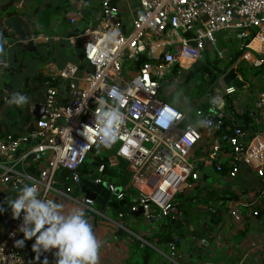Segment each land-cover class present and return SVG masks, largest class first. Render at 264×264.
I'll list each match as a JSON object with an SVG mask.
<instances>
[{
    "label": "built area",
    "instance_id": "obj_1",
    "mask_svg": "<svg viewBox=\"0 0 264 264\" xmlns=\"http://www.w3.org/2000/svg\"><path fill=\"white\" fill-rule=\"evenodd\" d=\"M126 1H102L99 15L78 35L83 46L79 63L69 62L63 67L55 62L45 64L43 75L49 85L41 117L23 134L7 132L0 136V184L12 192L14 199L25 184L35 182L42 196L44 186L50 185L55 192L101 214L94 199L73 196L83 178H88L95 184L106 182L111 199H122L125 190L137 191L131 194L128 212L119 213V218L142 208L144 218L157 216L168 221L181 218L176 196L194 190L202 178L203 166H214L223 173L226 165L225 173L234 178L243 165L261 178L260 186L247 194L239 190L230 204L229 200L224 203L225 198L217 204L227 207L233 220L243 226L242 209L257 217L264 208V91L249 113L257 125L252 132L227 111L211 104L206 113L196 111L195 116L203 118L206 128L203 132L198 127L200 121L187 120V111L166 98L172 92L170 87L184 82L188 71L207 51L215 52L223 65L234 59L230 48L216 51L215 33H224L231 43L238 41L237 50L243 51L230 70L237 72L242 62L254 68L264 67V0H138L130 32L123 28L119 4ZM16 5L21 7L23 1ZM77 19L71 17V23ZM110 33L116 35L109 38ZM247 39L250 40L244 43ZM144 50L146 60L136 68ZM102 53L106 55L101 58ZM90 54L97 58L96 62L89 58ZM230 70L210 84L203 99L209 100L214 90L220 88L228 107L240 90L224 82L223 77ZM112 90L120 94L123 106L109 98ZM98 98L111 107H120L124 115L119 131L122 138L110 148L99 145L94 135ZM173 112L178 117H173ZM157 120L166 121L168 127ZM86 125L92 132L88 139L84 135ZM204 134L207 140H203ZM121 147L128 148V156L120 153ZM197 147L200 154L195 152ZM103 153L109 156L95 167V178L92 173H81L80 168L88 158L96 160ZM122 162L130 172V179L127 185L118 188L107 177L112 168L120 170ZM55 192H47V198L53 199ZM22 222L21 216L4 228L0 264H32L22 248L15 246L23 233L18 231ZM174 237L169 242L173 260L178 255L177 235ZM220 238L216 234L218 243ZM139 239L141 246H145L146 240ZM55 251L45 253L51 256ZM236 264L247 263L244 259Z\"/></svg>",
    "mask_w": 264,
    "mask_h": 264
},
{
    "label": "crops",
    "instance_id": "obj_2",
    "mask_svg": "<svg viewBox=\"0 0 264 264\" xmlns=\"http://www.w3.org/2000/svg\"><path fill=\"white\" fill-rule=\"evenodd\" d=\"M22 1L23 5L17 7L16 4ZM101 1L103 0H0V45L3 46V51L0 52V136L7 132L23 134L37 119L36 110L43 105L49 85L43 75V68L47 62H55L63 67L66 63L81 61L83 46L78 35L99 15ZM119 4L123 28L126 32H130L139 2L127 0ZM15 16H20L22 23L33 31V46L30 49L19 46L20 39L9 22ZM73 16L78 18L75 23H71ZM27 42L26 40L25 43ZM233 43L235 44L230 47L232 52L233 49H237L238 41ZM257 91L255 95H251L252 101L246 96L236 99V103L233 98L230 101L234 105V110L229 114L233 118H238L242 124L249 121L247 129L251 132L256 130L257 125L249 113L252 112L258 95L263 92ZM16 92L28 97L26 104L16 106L8 103L12 94ZM243 99L245 102L241 103ZM179 102L181 101L173 99L171 103L178 105L181 104ZM195 152L200 154V148L197 147ZM108 156L109 154L106 158ZM101 157L102 159L105 157L104 153ZM212 167L214 168L211 165L203 166L202 178L196 183L197 190L204 187L203 198L208 185L216 196L220 195V198L228 199L230 204L235 201V194L239 190H244L246 194L255 192L262 182L252 169L242 165L236 177L231 178L226 173H218L215 177L218 180L208 184L209 170ZM111 171L120 172L116 167ZM124 171L125 173L117 174L116 180L113 181L126 180L127 185L130 172L126 166ZM94 173L96 174V170ZM90 183H92L90 180H86L82 185L77 186L73 196H85V189H88ZM191 191L186 195H195L196 192L192 194ZM134 193L137 191L134 190ZM2 197L6 203L4 207L6 211L5 218L0 221V238L4 228L16 220L13 219L12 210L7 204L14 199V196L9 189L0 184V198ZM53 199L63 204L65 212L73 208H85L57 192L53 195ZM109 202L103 211L98 204H95V208L101 212L98 214L97 226L94 229L101 244L98 264H205L206 262L236 264L244 259L247 264H264V208L257 217L250 216L247 210L242 209L245 222L241 226L240 222L233 220L227 207L221 208V212L215 217L208 213L209 207L206 204H200L199 210L194 207L193 214L181 217V226L175 231L178 255L173 260L170 258L169 243L165 240V233L168 231L166 220L157 216L148 220L136 213L119 218L114 208L109 206ZM90 222H93V218ZM216 234L221 236L219 243L216 241ZM23 235L22 233L20 239ZM139 238L146 240L145 246H141ZM34 242L35 237L26 240L22 251L32 264H37L36 253L32 249ZM46 256L48 254L44 252L39 258Z\"/></svg>",
    "mask_w": 264,
    "mask_h": 264
},
{
    "label": "clouds",
    "instance_id": "obj_3",
    "mask_svg": "<svg viewBox=\"0 0 264 264\" xmlns=\"http://www.w3.org/2000/svg\"><path fill=\"white\" fill-rule=\"evenodd\" d=\"M114 35L116 33H110L109 38ZM2 51L3 46L0 45V52ZM103 55L106 53H102L101 58ZM89 58L96 62L97 58L92 54L89 55ZM108 95L119 106H123L124 101L116 90L110 91ZM27 101L26 95L16 92L12 94L8 103L22 106ZM97 103L99 107L94 114V135L97 137L99 145L110 148L118 138H122L119 131L120 125L124 121V115L121 113L120 107L109 106L103 98H98ZM172 116L178 117V114L173 112ZM157 123L165 128L168 127V123L164 120H157ZM91 134V129H88L86 125L84 135L88 139ZM120 153L128 156V148L121 147ZM41 191L35 182L25 184L19 189V195L7 202L12 210L13 219H20L22 216L23 221L18 231L23 232L24 235L22 239L15 241V246L22 248L26 240L35 237L32 249L36 253L37 260L42 253L55 249L56 251L53 253L55 264H98L101 244L85 210L73 208L65 212L62 203L47 198V192H55V189L46 185L43 189V196ZM5 211L6 209L0 206V214ZM42 264H49L47 257L44 258Z\"/></svg>",
    "mask_w": 264,
    "mask_h": 264
},
{
    "label": "trees",
    "instance_id": "obj_4",
    "mask_svg": "<svg viewBox=\"0 0 264 264\" xmlns=\"http://www.w3.org/2000/svg\"><path fill=\"white\" fill-rule=\"evenodd\" d=\"M102 1L100 2L101 5ZM250 39H247L244 41V43L248 42ZM234 52V59L230 62V64L227 65H223L221 67H219V61L215 60V61H210L207 58L204 59L205 57L201 58L200 60H198L194 66L188 71L187 73V77L185 79L184 82H182L181 84H186L187 85L191 84V80L193 79H203L204 81L207 82V86L209 88L210 84L214 81H216L220 75L226 73L228 70H230L232 68V65L238 61V59L240 58V56L242 55L243 51L237 50L236 48L233 49ZM209 52L207 51L206 54H208ZM256 72L254 73V75H260L261 73H264V67L261 68H256ZM237 72L243 77V79L246 81V79L244 78V69H243V64L240 63L239 66L237 67ZM247 82V81H246ZM248 83V82H247ZM180 85V84H179ZM196 86V83H192L191 87ZM176 90H179V87H177ZM173 97H171L169 99V102L173 101ZM181 104L176 105L179 109L187 111V105H185L181 99V102H179ZM200 105L205 104L206 108L202 109V111L204 113L207 112V110L210 108V104L209 101L207 99H202L200 100ZM231 103V104H230ZM228 104L227 107V113H231L234 110V105L232 102H230ZM239 117V116H237ZM241 117V116H240ZM236 118V117H235ZM238 120V118H236ZM229 123L232 122V120H228ZM249 121H246L244 125L246 128L248 127ZM200 126V125H199ZM199 129L203 132L206 131V128L203 126H200ZM208 138L206 137V135L204 134L203 140H207ZM107 158L106 156L102 159V158H97L96 160H92V164H89L88 162H85L81 168L80 171L82 174L84 173H92L93 177L96 176L95 172V167L97 165H99L101 162L105 161L106 162ZM125 169V163H121L120 166V172L125 173L124 171ZM228 169V167L225 165V170L223 173L226 172V170ZM120 172H115L113 173V171H108V174L110 176V180L117 185L118 188H122L126 185L127 181L126 180H121L120 182H114L112 179L116 177V175H120ZM113 173V174H112ZM119 179V178H118ZM86 180H89L88 178H83V182H86ZM118 183V184H117ZM196 189H198V186L196 187ZM204 187L197 190L195 195L192 196H187L185 193H179L176 196V203H177V207L179 210V213L181 214V217L183 216H188L190 214H193V208L195 207L197 210H199V205L200 204H206L209 207V212L210 214H213V217L216 216L217 213L221 212V208H226V207H219L217 206L218 202L224 198H220V195H215V192L211 189H208L206 192L205 197L203 198L202 195V191H203ZM132 190H125V194L124 197L122 199H117L115 197H113L111 199V201L109 202V206H111L112 208H114L115 212L119 215V213L121 212H128L129 210V205L132 201L131 199V194H132ZM134 193V192H133ZM194 194V193H193ZM224 203L226 204L228 201V199H224ZM194 202H196V204H194ZM6 203L4 198H0V206L5 207ZM213 207V208H212ZM5 218V214H0V221H2ZM168 228V231H166L165 233V240L166 242H171L172 240L175 239L174 235H175V231L176 229H178L181 226V218L176 219V220H172L169 219L167 222H165Z\"/></svg>",
    "mask_w": 264,
    "mask_h": 264
},
{
    "label": "rangeland",
    "instance_id": "obj_5",
    "mask_svg": "<svg viewBox=\"0 0 264 264\" xmlns=\"http://www.w3.org/2000/svg\"><path fill=\"white\" fill-rule=\"evenodd\" d=\"M215 37L217 39V45L215 46L216 51L217 50H221L223 48H230L232 47L235 43H231L232 41L226 40L225 39V34L224 33H215ZM237 45V44H236ZM205 57L204 59H208L210 61H215L217 60L215 57V52H209L208 54H204ZM202 57V58H203ZM243 64V69H244V78L246 79V81L248 82L247 86H243L242 88H240V90H238V92L235 94V96H233L234 99H241L243 96H246L247 98L250 99V101H252L251 95L253 96V94L255 95L259 90V91H264V81L262 79V76L264 73H261L259 76L254 75V73L256 72V68L252 67V65L250 64H246L245 62L242 63ZM223 66V64H221L219 62V67ZM168 77H171V75H168ZM192 83H196V86L191 87ZM186 84H181L180 85H172L170 87V89L172 90V92L169 94V96L166 98L169 101V98L173 97L175 100H179L183 101V103L185 105H187V120L195 119V122H201L200 126H203L202 124V116L199 115L198 118L195 116L196 115V111L197 109H205L206 105H200L198 100H202L204 98V96L208 93L209 88H208V84L206 81H204L203 79L197 78V79H193L191 80V84L187 85ZM177 87H179V90H176ZM247 93L246 95H244V93ZM198 101V102H197ZM248 101V99H247ZM197 102V105H196ZM245 99H243L241 101V103H244ZM198 126V127H200ZM92 160L93 158H88V160L86 162H88L89 164H92ZM210 173V177L208 179V184H212L213 180H218L215 177L218 176V173L215 168H211L209 170ZM110 180V177H107ZM112 180H116V178H113ZM207 189H211L210 186H206ZM197 189H194L191 192H196ZM192 193V194H193ZM194 204H196V202H194Z\"/></svg>",
    "mask_w": 264,
    "mask_h": 264
},
{
    "label": "water",
    "instance_id": "obj_6",
    "mask_svg": "<svg viewBox=\"0 0 264 264\" xmlns=\"http://www.w3.org/2000/svg\"><path fill=\"white\" fill-rule=\"evenodd\" d=\"M10 26L14 28L16 34L18 35L20 42H19V46H23L25 48H31L33 46V41H32V37H33V31L29 29V27L22 23L23 20L22 18H20V16H15L13 19H11L10 21ZM28 41L27 43H25V41ZM168 49V48H167ZM166 49V50H167ZM146 60V56H145V50L142 53L140 59L136 62L135 66L136 68H138L140 66V64ZM224 82L226 84H232L234 86H236L237 88H242L243 86L246 85L245 81H243L237 74V72H235L234 70H230L224 77ZM209 104L214 105L215 107L221 109L222 111H226L227 110V104H226V100L223 96V92L220 88H216L213 92V94L209 97ZM44 111V106H40V108L38 107V109L36 110V116L37 118H40L42 113ZM85 197L87 198H91L94 199L95 203L98 204L101 208V210H105L108 202L111 199V194L108 188V184L105 183H101V184H95V183H90L88 189H85ZM86 215L88 216L89 220L91 218H93V230L96 228L97 226V219H98V214L91 211L88 208H84ZM137 215H142L143 214V209L141 208L138 212H136ZM157 219V218H156ZM49 260V264H54L55 263V257L54 256H46ZM45 258V257H44ZM44 258H39L37 261V264H42Z\"/></svg>",
    "mask_w": 264,
    "mask_h": 264
},
{
    "label": "bare ground",
    "instance_id": "obj_7",
    "mask_svg": "<svg viewBox=\"0 0 264 264\" xmlns=\"http://www.w3.org/2000/svg\"><path fill=\"white\" fill-rule=\"evenodd\" d=\"M256 44H257V41H256V42H254V45H256ZM188 63H189V62H188ZM188 63H187V64H188Z\"/></svg>",
    "mask_w": 264,
    "mask_h": 264
}]
</instances>
